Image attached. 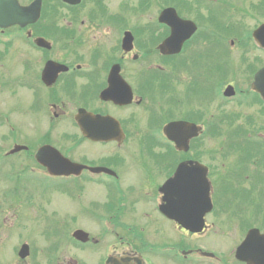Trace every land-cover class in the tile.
<instances>
[{
    "label": "flooded vegetation",
    "instance_id": "1",
    "mask_svg": "<svg viewBox=\"0 0 264 264\" xmlns=\"http://www.w3.org/2000/svg\"><path fill=\"white\" fill-rule=\"evenodd\" d=\"M16 1L26 5L31 0ZM121 1L125 0H109L108 3L105 0H80V3L70 5L61 0H41L38 17L34 22L25 25L16 23L0 29V93L2 82L7 76L6 67L13 66L15 92L21 97L26 96L33 112L40 115L38 120L46 124L43 137L29 145L22 143L26 146L25 149L11 155L8 163L12 165L8 170L3 168L0 158V175L27 177L46 174L47 170L33 156V152L43 144L52 145L71 161L87 166L78 176L64 177L62 188L65 193H70L71 190L77 193L80 198L78 209L82 217L89 216L87 218L90 221L104 226L98 229L95 236L90 235L91 239L85 243L70 241L67 248L70 253L81 251L85 246L99 245L106 238L100 249V258L125 253L153 255L155 247L161 246L165 261L170 264L181 261L178 254L184 255L186 264H245L235 260L232 252L230 257L218 251H214L213 256H203V250L207 249L197 245L194 238L168 241L170 234L164 242L154 244L140 239L146 225L150 223H167L171 230L177 227L183 231L161 208L170 211L165 206L164 192L188 190L187 185H164L174 176L182 161L202 160L197 148H194L199 137L189 139L186 151L177 150L165 137L163 127L173 120H186L200 125L202 133L207 130L206 143L211 148H206L209 151H205V154L212 152L213 129L218 122L213 121L212 112H205L206 109L203 108L210 106L214 96H221L220 89L227 85H232L238 94V98L232 102L240 97H247L249 91L242 86L246 79L239 78L233 72L225 73L231 64L229 44L236 42L237 51H241L246 43L230 41L226 34L228 25L223 24L222 31L205 25L206 32L200 34L203 40L194 39V34L182 43L179 53H161L159 44L169 28L155 22V14H151L149 8L151 0H127L129 5ZM123 4L127 9L120 8ZM178 7L180 9V5ZM116 10L127 11V19L130 21L126 22ZM136 16L140 19L134 21ZM195 18L194 22L198 27ZM125 31H130L133 35L132 49L129 51L123 50L121 46ZM37 38H42L44 42L38 44ZM48 61L65 66L64 69H57L54 75L49 74L54 79L51 83L45 82L42 77V69ZM113 65H117L116 73L110 74ZM216 73L219 76H214ZM118 76L126 85L120 89H117V83H109L110 79L114 80ZM229 77L238 82L228 81ZM213 79L217 81L212 82ZM105 90V95H102ZM122 100L125 103H119ZM223 101L227 103L224 99ZM171 105L173 108H170ZM176 107H181L184 111L177 113L173 110ZM79 108L108 117L105 124H88H98V129L103 128L104 131L109 128L113 135L98 140L88 138L80 128V125L86 123L79 124L75 119V112ZM114 119L118 120L121 129L117 136L114 135L117 133L114 125L108 124L109 121L115 123ZM57 133L60 136L55 137L54 134ZM256 142L257 138H249V150L254 152L246 154L243 169H233L234 172L230 175L253 176L258 191L264 190V181L260 180L264 178V163H257V160L264 162V152L257 151ZM10 149L8 146L3 151L4 155ZM208 156L205 162L210 166L212 155ZM2 158L7 162L5 157ZM250 162H254V169L250 168ZM132 163L137 168L135 172L130 168ZM91 167L99 169L92 171ZM211 174L212 172L210 176ZM243 190L250 191L247 188ZM9 191L14 192L15 200L7 202L6 207L0 210L3 223L13 217L22 219L24 195L22 197L15 188ZM87 191L101 194L102 200L92 198L87 205L84 203L85 195L82 197ZM210 195L213 199L212 190ZM171 198L174 199L171 202L172 208L180 213V201L175 200L176 196ZM240 202H245L246 209L253 204L245 200ZM133 206L142 211L133 213ZM216 206L212 201L211 211L204 216L205 222L209 215L214 214ZM37 208L40 214L47 213L42 205ZM130 223H134L135 227L139 223L144 224L139 230L140 237L135 238L141 243L142 249L134 247L129 239L133 238L136 231L128 228ZM210 225L212 231L219 229L217 222ZM257 228L264 232V221L257 222ZM206 229L208 233L210 230ZM159 231L161 230L156 228V233ZM162 232L164 233L163 230ZM125 240L127 242L124 244ZM67 257L64 264H78L75 253ZM15 258L12 261L7 259V264H22L29 259H20L18 256ZM3 262L0 259V264H4Z\"/></svg>",
    "mask_w": 264,
    "mask_h": 264
},
{
    "label": "rangeland",
    "instance_id": "2",
    "mask_svg": "<svg viewBox=\"0 0 264 264\" xmlns=\"http://www.w3.org/2000/svg\"><path fill=\"white\" fill-rule=\"evenodd\" d=\"M113 1V0H112ZM160 2L163 0H159ZM233 1V0H232ZM258 1V0H257ZM106 3L109 2V0H105ZM122 3H127V0L121 1ZM118 2V3H121ZM161 2V3H162ZM202 4H205L203 0H201ZM251 2L252 0H236L231 2L233 4V8H231L232 13L230 14V19L234 22L245 23V27L249 30L252 28L254 23L257 21L259 22L264 21L262 17L259 16V14L256 15H245V12L243 9H237V8H247L251 9ZM220 3V2H218ZM253 3V2H252ZM123 4L120 6V8L127 9V6ZM129 5V4H128ZM160 8L157 10L159 11ZM122 14L126 22H129L130 20L127 19V11H119L116 10ZM156 6L151 7V14H155ZM157 11V12H158ZM202 11H204L202 9ZM200 21L204 23V25L201 26L199 33H197L196 37L198 38L201 33L206 32L207 27L205 25H210L209 17L210 14L206 12H202ZM137 19H140L139 17L134 19L136 21ZM200 40V39H199ZM230 55L234 60L237 62H240V57H238V53H236L237 49L234 50L231 48ZM234 52V53H233ZM248 58V61L252 63L253 65L257 64V68L264 65V53L257 50L256 54H245ZM254 56H257V61ZM9 64V63H6ZM8 66V65H7ZM228 67V66H227ZM228 72V69L225 70V73ZM230 72V70H229ZM6 79L2 82L1 87V93H0V121L4 120V118H8L11 121V126L14 129V131H10L9 127L5 129L3 123L0 122V154L3 153L4 150L7 149L9 145L14 144H32L37 139L43 137L45 133V123L40 122L38 118H41L38 112H33V108L31 109V105L29 100H27L26 96H20L19 93L15 92L16 86L15 82L13 83V66L6 67ZM214 76H219V74H215ZM236 78V77H235ZM7 80V81H6ZM217 81L216 79H214ZM212 80V82H215ZM228 80H234V78L229 77ZM248 80V79H247ZM11 82V83H10ZM235 83L238 81H234ZM222 89H220L221 92ZM200 92V91H199ZM200 97L198 96V99ZM252 96L248 97H240L238 100L226 103L223 101L221 96H215V98H212L210 101V106L206 109L205 112L209 111L212 112L213 115V121L216 120L218 122V127L216 128V125L213 129V152H210L208 154H198L203 159H207L208 155H212L210 162L213 165V177L216 173H222L224 169L227 171L229 170L230 174L234 171L233 167L237 165L236 159L242 161L240 158L242 155L239 154V152L242 151L241 145L236 144L238 139H248L252 137H258V139H261L264 137V118L258 119V111L255 106L252 104ZM4 101V102H1ZM170 108H173L171 105ZM200 108V107H199ZM175 112L184 111L181 107H176L173 109ZM180 113V112H179ZM5 115V116H3ZM176 115V114H175ZM17 118V119H16ZM229 123V124H228ZM261 134V135H260ZM4 136V137H3ZM55 137L60 136L59 133L54 134ZM207 130L203 131L199 135V138L197 140V145L194 148H197L196 151H207L211 148L207 146L206 143L207 140ZM236 140V142L234 141ZM222 144V146H221ZM6 146V148H4ZM208 148V149H206ZM208 150V151H209ZM212 153V154H211ZM209 157V156H208ZM239 162V161H238ZM11 163L8 164V168H10ZM6 167V165H5ZM130 168L135 172L137 169L133 163L130 165ZM237 171V170H236ZM138 173V172H137ZM136 173V174H137ZM11 174H14L12 172ZM217 175V174H216ZM221 176V175H220ZM219 176V178H220ZM219 178L215 182V193L213 195L212 201H214L217 205L215 213L208 217L207 220V228L210 230L211 225L210 223H218V226H220L219 229H214L215 231L210 230L207 233V229L205 230L206 236H204L205 232H201L197 235H190L186 231H182L179 228L175 227V230H171L170 226L167 223L160 222L159 225L156 223H150L147 224L146 228L142 235L140 228L144 226V224L139 223L138 226L135 227L134 223H130L128 225V228L130 229H136L134 234L132 235L133 238H129L131 240V243L135 246L142 247L141 243L138 242L137 236L140 237L141 235V241L146 243H162L165 240H167L168 236L171 234L169 240H175V239H191L194 238L197 241V245H201L205 249L209 251H218L222 253H226L227 255L231 254L230 252L233 250L234 246L236 245V240L242 236L243 229L241 231L239 228L235 226L236 223H238L239 220H241L243 225H246L249 222H262L264 221V201L257 202V211L254 207H249L246 209L245 202H240V199L235 201L234 193L231 190L232 185L231 183L235 184V180L229 179L228 177H222L220 180ZM18 178L13 177H2L0 175V210L2 208L6 207V201L7 198L1 197V191L5 188V186H9V188L15 187V189L18 190V192L24 196H30L35 198V202L37 204H49L50 206H55L56 213L52 214L47 211L46 214H38L40 217L38 218H31L33 217L32 212L30 213L29 209H27V206L23 207L21 209V225L17 229L16 223H11L9 221L8 224H5L1 221L3 215H0V259L4 261V264H7V259H10L11 261L14 258V247L15 251L18 250L19 246L23 242H27L30 247H32L33 251V258L30 262H35L37 264H49L48 259L51 258L50 264H57V258L59 257V263L63 264L65 263L66 259L68 258V253L65 252L66 245L69 242V239L67 238V227L66 222L67 220L64 219L62 216L63 213L68 212L70 216H73V214H77L79 218L75 222H70V233L74 228L82 227L86 229L87 232H90L91 234L95 235L98 232V226L100 228L101 225L91 223V221L84 217H81L79 210H75L72 205L69 206L68 209H65L66 202L69 204L71 203V200H67L65 195L61 190H57L55 186L50 187L49 189L45 188L41 183L36 181H31V178H25L21 177L23 179L22 182H19L17 180ZM17 180V181H16ZM4 181L7 183L4 184ZM16 181V182H14ZM19 184L23 187L19 188ZM2 187V188H1ZM8 190V189H7ZM43 191H46V193H43ZM11 192V191H9ZM90 192V193H89ZM70 194H76L71 193ZM85 195L84 203H88L89 200L92 198H95L94 200H102L101 194L97 192L87 191L82 195V197ZM15 198V194L13 195ZM132 197L134 199V195L132 194ZM14 201V200H13ZM145 206H148L146 203H141ZM88 205V204H87ZM78 211V212H77ZM142 211L136 206H133V213H140ZM62 214V215H61ZM217 214V221L216 219ZM51 218L50 224L48 223L47 218ZM46 218V219H45ZM211 218V219H210ZM257 219V220H256ZM136 220V219H135ZM214 220V221H213ZM17 223L20 222L19 219L15 220ZM216 221V222H215ZM26 223V224H25ZM25 224V225H24ZM234 224V225H233ZM251 225V224H250ZM235 226V227H234ZM257 226V225H256ZM48 227V232L50 231L49 228L51 227L53 230L57 229V233L55 236H51L50 233H47L45 230ZM156 228L161 230L156 233ZM233 231H230L227 233L228 229H233ZM14 230H16L14 232ZM164 231V233L162 232ZM139 231V232H138ZM208 235V236H207ZM71 236V235H70ZM135 239V242H132ZM193 239V240H194ZM106 238H103L99 245H96L95 248L93 246H85L81 251L78 250V252H74L78 264H99L100 263V256L102 255L101 247L105 243ZM127 240H125L123 243L125 244ZM195 242V241H194ZM234 245V246H233ZM71 247V246H70ZM97 248V249H96ZM39 249L42 251L40 252ZM142 249V248H141ZM158 254L160 253L159 250H157ZM229 251V252H228ZM159 256V255H158ZM154 258H157L156 256H153ZM161 261V259H159ZM2 264V263H1ZM22 264H29L28 260L26 262H22ZM160 264H170L169 262H160Z\"/></svg>",
    "mask_w": 264,
    "mask_h": 264
},
{
    "label": "water",
    "instance_id": "3",
    "mask_svg": "<svg viewBox=\"0 0 264 264\" xmlns=\"http://www.w3.org/2000/svg\"><path fill=\"white\" fill-rule=\"evenodd\" d=\"M11 4L9 1L2 2V0H0V26L14 22V19L16 20L17 17H19V14L23 16L25 11L28 9H35L34 7H36V5L33 4L25 7H19L15 5V3L13 5ZM6 18H8V21L3 23V20ZM11 18L13 20L10 21ZM159 20L165 21L171 26V36L168 45L173 44V47H176L177 44L179 45L193 30V28H189L190 25H186L188 21L179 19L172 8L164 9L159 16ZM254 35L257 38V42L264 47V24L255 31ZM163 48L164 45L161 46L162 51H164ZM253 88H257V91H259L264 97V67L257 71ZM82 114L83 111L79 110L76 115L77 120L85 119L87 121H103L101 120V117L92 116L91 114L81 117ZM87 129H92V127L88 126ZM191 129L190 125L185 122H172L165 126L167 137L175 140L176 147L181 149H186L187 137L191 136ZM197 129L198 128L194 127V134ZM20 148V146H15L12 152ZM49 152L50 149L46 147L40 148L36 153V159L44 164L52 174L62 175L74 171L73 168L77 166L76 164L69 163L61 156ZM188 170H192L195 174H190ZM178 172V178L181 179V184H188V190L181 189L174 192L179 196L177 200L181 203L180 212L182 216L180 215V218H177V221L186 229L194 232L199 231L203 224L202 215L206 211L204 209H209L211 206L208 196L209 184L205 178V167L200 164H197V166L194 164V166L190 167L186 163H182L178 168ZM190 175H192V183H190ZM174 180L175 179H172L169 185H173L175 182ZM189 185H191L192 188ZM194 201L196 203L195 205ZM189 211H191V213ZM77 234H81V232H77L76 235ZM82 236L86 237L83 233ZM25 251L26 249L21 251L22 256L26 253ZM236 257L240 260L246 261L247 264H264V234L259 233L257 229H250L245 239L237 247ZM107 264H142V261L135 257L118 256L108 258Z\"/></svg>",
    "mask_w": 264,
    "mask_h": 264
}]
</instances>
